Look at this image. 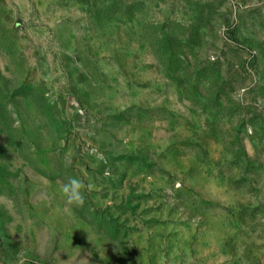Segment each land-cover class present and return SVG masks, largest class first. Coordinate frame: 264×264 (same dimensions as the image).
<instances>
[{"label":"rangeland","instance_id":"rangeland-1","mask_svg":"<svg viewBox=\"0 0 264 264\" xmlns=\"http://www.w3.org/2000/svg\"><path fill=\"white\" fill-rule=\"evenodd\" d=\"M0 264H264V0H0Z\"/></svg>","mask_w":264,"mask_h":264},{"label":"clouds","instance_id":"clouds-1","mask_svg":"<svg viewBox=\"0 0 264 264\" xmlns=\"http://www.w3.org/2000/svg\"><path fill=\"white\" fill-rule=\"evenodd\" d=\"M97 159H102V156H98ZM70 166L71 161L66 162L65 167ZM86 188L87 191H91L94 185L89 183ZM59 192L69 205L83 206L85 204V185L76 177H70L66 183L60 185Z\"/></svg>","mask_w":264,"mask_h":264}]
</instances>
